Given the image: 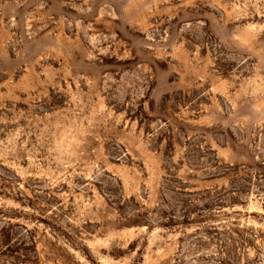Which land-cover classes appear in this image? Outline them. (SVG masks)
Returning <instances> with one entry per match:
<instances>
[{
  "label": "rangeland",
  "instance_id": "374dc122",
  "mask_svg": "<svg viewBox=\"0 0 264 264\" xmlns=\"http://www.w3.org/2000/svg\"><path fill=\"white\" fill-rule=\"evenodd\" d=\"M0 264H264V0H0Z\"/></svg>",
  "mask_w": 264,
  "mask_h": 264
}]
</instances>
